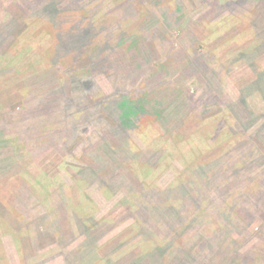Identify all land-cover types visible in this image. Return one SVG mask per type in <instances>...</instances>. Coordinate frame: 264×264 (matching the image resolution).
<instances>
[{"label":"rangeland","instance_id":"obj_1","mask_svg":"<svg viewBox=\"0 0 264 264\" xmlns=\"http://www.w3.org/2000/svg\"><path fill=\"white\" fill-rule=\"evenodd\" d=\"M49 1L0 0V258L264 264V193L240 196L248 177L253 189L264 179V79L254 78L264 71V36L251 23L264 0H66L86 6L54 16ZM88 11L95 30L85 40L96 38L87 49L112 42L80 56L79 76L91 85L78 100L130 93L144 114L128 128L113 98V119L101 100L74 107L79 129L59 120V142L42 148L37 117L67 109L62 95L47 94L64 73L48 71L47 51L61 39L57 29L88 25ZM35 77L48 80L38 86ZM45 94L52 102L30 105ZM23 179L38 187L39 207ZM51 219L60 228L50 229ZM80 229L85 242L74 238Z\"/></svg>","mask_w":264,"mask_h":264},{"label":"trees","instance_id":"obj_2","mask_svg":"<svg viewBox=\"0 0 264 264\" xmlns=\"http://www.w3.org/2000/svg\"><path fill=\"white\" fill-rule=\"evenodd\" d=\"M244 1H249V0H244ZM66 2H67L66 0H52V1H49L48 4L46 3L45 5H46L47 9L52 11L53 14L51 13V16H54L57 12H59L60 9H62V11H64V9L67 10L71 7H74V10L82 11V9L86 6V3H84V1L80 2L77 5H72V4L66 3ZM125 5L130 6L131 0H130V3L128 2ZM125 5H124V7H125ZM241 6H245V4L241 5ZM171 14H173L172 18L175 19L174 12ZM86 15L89 19L88 25L82 26L79 23L75 24V29L73 30L74 31L73 34L70 33V35H69V31L66 28H64L60 32H58V29H57L55 31V33L57 34L56 36L61 38V39L59 41H55L53 44V48L52 49L50 48L47 51L48 52V60H49L48 71H54L56 69V67H62L64 70L63 79L61 78L62 83H60V85H56V83L54 82L53 85H51V87H49V90H48L51 92H49L47 94L62 95L61 100H60L61 106L67 108V109L63 108L64 110H67V111H64L62 109L61 110L60 109L50 110L53 113H45L44 115H40L39 117H37L38 123H37V126H35L36 131H37L36 139L38 141V145H40L42 148L45 147L46 146L45 144L47 142H49L50 140L55 139L58 141L57 136H56L57 134L54 130L56 129L55 124L60 122L59 120H66L67 124H68L67 128L69 127L71 120H73L75 129L76 130L79 129V123H81V121L74 114L77 112H73L71 108L79 107V108H81V110H83L87 107H90V109H93L95 107V105H97V103H100L103 100V98L100 99L99 97H98V99H94V98L92 99L91 98L92 101H89V102H91L89 105L82 104L81 101L78 100V98L81 94L82 88H86L87 86L91 85V83L86 81L85 79H84L85 82H83L84 80L82 81L81 77L79 76L80 75L79 74L80 66L78 64V60H79L80 56L86 54V53H84V51L87 50V51H89V52H87V54L89 53L88 56L91 58L92 54L94 55L95 52H99V54H100L104 50L109 49V46L111 44L109 42H112V41H109L108 42L109 44L108 43L102 44L101 47L98 46V43H97L95 48L93 47V48L87 49L91 45V42L95 41L96 34L93 38L89 39V42L85 40V38H87L89 34L92 35L94 33V30H95V29L92 30V28H90V26L94 25L93 22L91 21V18H90L91 13L88 11V14H86ZM78 17L80 19L84 20L85 15H84V13H80V15H78ZM251 23L253 24L252 27L256 26V32H258V34L264 36V7H263V10L258 13V16L254 15V17L251 19ZM52 26H53V24H52ZM257 27L260 29V31L257 30ZM88 29L91 32L90 31L88 32ZM105 30H107V29H105ZM126 39L127 38L125 37L124 40H126ZM62 40H64V41H62ZM83 40H85V41H83ZM106 41H108V39H106ZM261 43H264V41H261ZM67 54H69L72 57L67 62H63L62 59H63V57L67 56ZM92 63H93V60L91 61V66H90L91 73L93 72V68H94ZM10 68L11 67H6V69H8V70ZM259 75H261V77H259ZM254 78H256L255 80H258V81L263 80L264 79V71H262V73L261 72L257 73V75H255ZM47 80H48V78H46V77L44 79H40L38 77H35L34 78V81H35L34 84H36L38 86H42L43 83H45ZM46 87H48V84H45L44 88H46ZM91 87H94V85H92ZM47 94L44 95L45 97L43 96V97L35 98L34 103H30V105H34V104L38 105V104H43L44 102H52V101H50V98H46ZM137 95H138V97H140L142 94H137ZM263 95H264V89H263ZM131 97L134 98L133 95H131L130 93L124 92L123 95L119 96L117 94H114L113 96L108 98L107 102L106 101H102V102L103 103L105 102V105L111 109L114 106L113 105L114 103H118L119 106H117V108H115V109H116V112H119L118 115L121 118V121H123L124 127H128V126L131 127V126H133L132 124H134V126H136V128H137V126L139 127V125H140L141 117L143 116L144 113L139 112V110H141V108H142L140 102L136 99H132ZM112 98L114 99L113 104H111ZM119 99H121V100L118 102ZM241 105H243V104L241 103ZM19 109H22V111H23L24 107L20 105ZM113 109H114V107H113ZM113 109L111 110L110 118L112 117L111 115L114 114ZM13 110H16V109H13ZM191 112L192 111L190 110V113ZM10 113L13 114L15 117L16 114L14 111H11ZM77 114H79V113H77ZM104 114H107V112H105ZM9 118L11 119L12 117H9ZM112 119H113V117H112ZM3 127H4V122H3ZM30 134L31 133L28 134L27 138L30 137ZM141 153L144 154L145 152L141 151ZM240 154H241L240 157H244V154L242 152H240ZM152 156H153V153L151 152L149 157H152ZM226 156H227V153H226ZM243 160L244 159H241L240 161L243 162ZM241 166H243V165H241ZM223 169L227 170L228 168L223 167ZM201 172H205V170H202ZM207 182L211 186L212 184L215 183V180L209 179V180H207ZM252 182L253 181L251 180V178L248 177L247 183H250V184L246 185L242 189V193H240L241 195L239 194L240 196L244 197L246 194H248V197H247L248 200H254L256 196L258 197V195H263V193H264V179L257 182L256 189H253ZM21 183L24 185L25 188H27L29 190V192L31 193V195H30L31 198H34V200H32L33 206L37 205L39 207L40 205H38V202H40V201H37L36 199L38 198L39 200H44V198L39 193L38 187L35 184L32 185L26 179H23L21 181ZM18 195H20V194H18ZM221 198L224 199V196L221 195ZM0 201H2L1 197H0ZM15 211L19 214L21 213L18 209H15ZM46 217L47 216L45 214L42 216V218H44V219H46ZM53 219L50 220L49 228L53 229L52 228L53 225L60 228L61 224L58 221L54 222ZM83 235H84V233L80 229L79 234L74 238H75V240L79 239L80 242H83V241L85 242V240L81 239V237ZM64 238L65 239L62 240V244H60L59 246H60L61 250H63V251L66 250V252H67V249H66L67 240L66 239L68 238V236H65ZM69 244H71V242H69ZM63 247H64V249H63ZM237 254H238V256L241 255L240 252H238ZM20 256H22L23 260H25L24 254L21 253ZM23 260H22L23 264H29ZM69 260H70L69 256H67V261H69ZM7 262L8 261H4L3 257L0 258V264H9Z\"/></svg>","mask_w":264,"mask_h":264}]
</instances>
